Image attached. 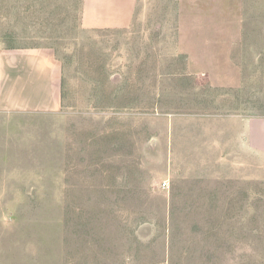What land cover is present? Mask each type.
Segmentation results:
<instances>
[{
  "label": "rangeland",
  "instance_id": "obj_1",
  "mask_svg": "<svg viewBox=\"0 0 264 264\" xmlns=\"http://www.w3.org/2000/svg\"><path fill=\"white\" fill-rule=\"evenodd\" d=\"M81 10L0 0V53L52 51L62 98L0 110V264H264V0Z\"/></svg>",
  "mask_w": 264,
  "mask_h": 264
},
{
  "label": "crops",
  "instance_id": "obj_2",
  "mask_svg": "<svg viewBox=\"0 0 264 264\" xmlns=\"http://www.w3.org/2000/svg\"><path fill=\"white\" fill-rule=\"evenodd\" d=\"M135 2L83 0L81 24L86 29L125 28L131 21ZM61 103V65L52 51L34 48L0 53V110L56 113ZM253 126L250 121L245 137L250 148L257 151V129Z\"/></svg>",
  "mask_w": 264,
  "mask_h": 264
},
{
  "label": "built area",
  "instance_id": "obj_3",
  "mask_svg": "<svg viewBox=\"0 0 264 264\" xmlns=\"http://www.w3.org/2000/svg\"><path fill=\"white\" fill-rule=\"evenodd\" d=\"M165 187V185H163V188Z\"/></svg>",
  "mask_w": 264,
  "mask_h": 264
}]
</instances>
